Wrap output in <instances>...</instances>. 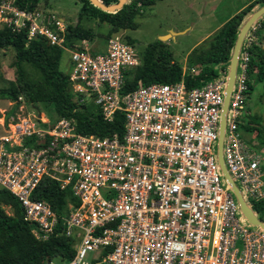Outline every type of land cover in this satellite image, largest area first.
Instances as JSON below:
<instances>
[{"label":"built area","instance_id":"2783aa9c","mask_svg":"<svg viewBox=\"0 0 264 264\" xmlns=\"http://www.w3.org/2000/svg\"><path fill=\"white\" fill-rule=\"evenodd\" d=\"M5 26L68 49L79 104L94 102L108 122L125 115L123 134L104 137L78 131L74 117L50 120L41 111L0 117V187L20 200L38 239H48L60 220L75 239L71 258L46 264H264V229L246 225L218 160L229 67L199 87L182 79L123 93L126 71L141 59L121 34L95 53L69 46L63 17L15 0H0ZM259 26L260 20L239 55L223 142L226 166L250 206L249 199L264 200V148L257 135L246 140L241 127L251 122L249 67ZM45 178L72 188L80 205L69 202L60 216L33 198Z\"/></svg>","mask_w":264,"mask_h":264},{"label":"trees","instance_id":"16d2710c","mask_svg":"<svg viewBox=\"0 0 264 264\" xmlns=\"http://www.w3.org/2000/svg\"><path fill=\"white\" fill-rule=\"evenodd\" d=\"M41 1L15 0V4L26 10H34ZM76 1L81 2L82 6L78 22L68 24L66 44L69 46H75L78 40L94 39L96 33L94 29L84 26L86 20L109 24L110 37L122 30L137 29V17L157 0H128L123 8L114 12L105 11L90 0ZM101 1L112 4L119 0ZM249 1L246 7L230 18L209 39L207 46L199 45L191 52L188 57L190 69L185 73L182 64L174 59L172 51L164 41L157 40L148 44L142 54L139 52L141 63L126 71L122 92L133 91L140 84L174 83L182 79L189 88H194L218 78L222 70L230 68L241 27L254 11L264 5V0ZM256 35L258 40L251 48L249 67L250 98L259 84L264 91V16L260 19ZM126 40L135 44L131 38ZM8 48H13L16 52L14 66L17 77L16 80H5L7 85L0 86V98L18 101L20 97H24L30 103L52 104L57 116L74 117L78 131L82 133L103 137L114 133L123 134V112H117L115 120L108 122L104 120L100 108L94 102L79 104L70 80V68L68 71L61 68L65 52L61 46L51 44L43 36L29 41L27 30L15 32L5 26L0 28V54ZM98 50L92 51L95 53ZM192 68L195 71H192ZM241 127L250 133L257 130V136L264 143L262 128L258 130L251 122H244ZM32 197L50 203L60 216L68 212L69 202L75 207L80 205V200L74 196L72 188L61 189L59 184L50 178L41 182ZM6 205L12 208L11 213L5 209ZM252 207L264 220V200L254 201ZM33 227L34 225L25 220V210L20 200L7 189L0 187V264H46L53 258L69 259L73 256L75 239L66 236L62 220L56 231L46 240L38 239Z\"/></svg>","mask_w":264,"mask_h":264},{"label":"rangeland","instance_id":"374dc122","mask_svg":"<svg viewBox=\"0 0 264 264\" xmlns=\"http://www.w3.org/2000/svg\"><path fill=\"white\" fill-rule=\"evenodd\" d=\"M247 1L249 0H157L155 4L146 8L142 15L137 17L136 20L139 24L137 29H126L119 33L126 39H133L140 54L148 44L157 40L164 41L172 51L174 59L182 64L184 70H189L188 57L191 52L199 45L207 46L209 39L238 13ZM81 6L82 3L76 0H42L36 9L43 15L55 13L63 17L66 23L76 24ZM84 26L94 29L96 35L93 40L83 39L87 42L78 40L77 44L92 47L93 50L104 48L110 37L111 26L107 23L99 24L97 20H86ZM15 60L16 52L13 48L4 49L1 52L2 79H0V86L7 85L5 80H16ZM70 62V52L66 49L61 61V68L68 71ZM248 103L251 124L258 130L262 128L264 133V91L260 84ZM13 106H16L13 112L38 114L41 111L50 120H54L57 116L52 104L30 103L24 97L19 98L18 101L0 98V113H13H10ZM21 106H23V111L20 109ZM257 133L256 130L253 133L243 132V135L246 140H252ZM254 141L258 142L259 148H264L261 138L256 136ZM249 201L251 204L254 203L251 199ZM5 209L9 213L12 212L10 206L6 205ZM246 225L250 226L251 224L248 222Z\"/></svg>","mask_w":264,"mask_h":264},{"label":"water","instance_id":"95a60500","mask_svg":"<svg viewBox=\"0 0 264 264\" xmlns=\"http://www.w3.org/2000/svg\"><path fill=\"white\" fill-rule=\"evenodd\" d=\"M94 5L98 6L99 8L105 10V11H111L114 12L116 10H119L123 8V6L128 2V0H119L117 3L112 4H105L101 0H90ZM264 16V5L254 11L252 15L245 21L243 26L241 27L240 33L238 35V38L236 40V44L234 47L231 63H230V70H229V79H228V85L225 92V102L223 105V111H222V120H221V129H220V138H219V147H218V160L220 164V168L225 176V178L232 184L233 191L235 193V196L239 202L240 210L243 213V215L246 217L247 221L255 226H259L262 229H264V220H262L257 212L253 209L252 206L248 204V202L243 197L240 188L238 185L234 182L233 178L231 177V174L226 166L225 160H224V154H223V142H224V135H225V126H226V114L229 107L231 94L233 91L236 75H237V65H238V59L240 52L242 50V46L244 43V40L253 27L254 24H256L262 17ZM176 33V32H174ZM3 116V113H0V117Z\"/></svg>","mask_w":264,"mask_h":264},{"label":"crops","instance_id":"0c3cea01","mask_svg":"<svg viewBox=\"0 0 264 264\" xmlns=\"http://www.w3.org/2000/svg\"><path fill=\"white\" fill-rule=\"evenodd\" d=\"M250 1H247L246 3H244V5H242V7L239 9V11L240 10H242L244 7H246L247 5H248V3H249ZM70 65H71V62H70ZM15 109H14V106H13V108L10 110V113L11 112H13ZM14 113V112H13ZM13 113H11V114H13Z\"/></svg>","mask_w":264,"mask_h":264}]
</instances>
